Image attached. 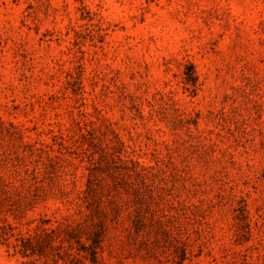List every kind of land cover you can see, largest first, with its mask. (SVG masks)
Masks as SVG:
<instances>
[{
    "label": "rangeland",
    "instance_id": "rangeland-1",
    "mask_svg": "<svg viewBox=\"0 0 264 264\" xmlns=\"http://www.w3.org/2000/svg\"><path fill=\"white\" fill-rule=\"evenodd\" d=\"M0 264H264V0H0Z\"/></svg>",
    "mask_w": 264,
    "mask_h": 264
}]
</instances>
